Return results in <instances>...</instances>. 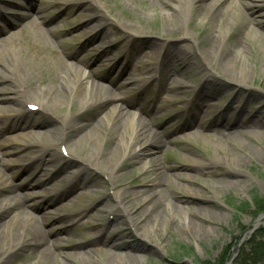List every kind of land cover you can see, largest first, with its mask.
<instances>
[{"label":"rangeland","instance_id":"rangeland-1","mask_svg":"<svg viewBox=\"0 0 264 264\" xmlns=\"http://www.w3.org/2000/svg\"><path fill=\"white\" fill-rule=\"evenodd\" d=\"M29 1L0 0V13L3 14H0V37L8 38L11 32L16 33L20 45L16 47L15 55H19L21 49L30 50L31 44L44 43L45 38L48 50L43 56L61 61L63 65L85 70L91 77L88 79L89 84L96 80L93 70L99 71L101 76H109L113 65L118 62L121 78L117 73L113 74V77L121 80L119 84L133 78L141 86L127 97L126 111L135 114L136 118L145 119L157 130H165L167 137L172 136L173 141L160 150L158 155L160 163L171 169L168 173L172 175L170 179L173 186L168 188V196L172 201L179 198L181 202H175L178 207L176 212L161 206L158 209V225L148 226L152 234L145 236L143 224L134 226L125 216L115 212L120 207L117 196L123 190L138 199L141 194L135 193L139 190L152 189L153 179L143 164L146 161L143 162L142 156L133 155L121 162L117 168L119 178L113 183L105 174L102 164L100 152L102 154L105 148L102 140L92 137L82 144H76V138L72 135L67 146L56 147L61 157L57 161L59 172L54 174L53 163L44 164L40 156L33 161L37 154H44L46 157L49 155V145L55 142V134L52 131L60 126V122L49 121L47 116L38 110H33L30 116L43 122L44 126L34 128L37 133L31 138L15 139L19 144L35 145V149L31 147L32 149L25 151L26 157L21 156L22 158L15 155L5 156L6 159L14 161L9 172L14 174L13 182L17 185L15 190L1 193L0 199L6 203L19 198L25 203L26 198L24 199L23 195L47 192L55 201L51 206L44 207L45 199L36 196L28 200L32 211L29 208L26 212L22 211L19 218L29 219L33 216L41 221L45 219L47 229L53 230H58L61 224H70L68 230L57 234L63 237L64 244L74 242L86 246L92 240L100 241L90 245L95 250L93 253H89L88 248H83L77 258L69 260L68 264H264V127L254 129L251 122L247 123L240 130H255L251 133L253 139L242 138L236 143L228 142L226 147L229 153H226L219 141L204 136L207 133L212 134L214 128H222L225 116L237 117L241 108L247 114L244 119L249 120V116L257 114L264 120L262 4L255 0H229V3L239 1L243 12L251 18L252 24L244 25L236 20L234 15L237 8H232L233 5L230 4L228 11L222 9L208 19L204 14L206 10L198 7L194 12L187 11L185 15L178 13V20L173 22L164 19L163 10H171L175 0H95L93 10L85 8L80 0H41L46 9L44 12L31 10ZM98 5L102 7V17L96 22L95 12L99 9ZM28 15L29 20L20 22L17 19ZM44 16L52 21L45 22ZM102 22L114 25L105 36H98ZM211 28L218 31L222 28V33H230L234 39L244 37V43L248 47L243 53L248 64L245 69L236 62L222 65L226 74H216L208 67L200 71L189 65L188 57L182 58L176 66L171 64L172 61L168 60L166 52H172L173 55V52L181 48L189 49L192 53L199 51L214 56L209 42L195 43L187 37L210 34ZM50 30H53L54 34ZM214 33L216 35V32ZM40 35H43L42 39ZM211 38L215 41L214 35ZM110 46L112 47L109 48ZM103 50L106 51L99 57ZM67 53L77 54L67 57ZM33 54L31 50L30 55ZM82 59L90 66L85 65ZM182 68L183 71L186 70L185 74L179 73ZM240 70L246 78L242 84L228 78L227 74H238ZM195 71L198 72L193 75ZM210 76L215 79L213 88L204 87L200 91L212 96L208 101L210 112L204 117L210 128L203 127L207 130L202 133L198 123L192 127L189 124L195 123L199 117L201 99L199 96L195 98L194 95L202 81ZM173 78L180 79L183 85H191L192 88L183 86L175 91L169 90L168 80ZM96 81L109 89L115 88L102 80ZM222 88L223 93H220ZM218 91L220 95L217 94ZM79 96V101L86 99L83 92ZM159 101V106L164 104L163 108L155 114L149 111L148 107L156 106ZM128 103L132 106H128ZM51 108L58 115L62 112L57 104L51 105ZM15 109L17 108L11 111L1 110L0 118L10 121L14 112L19 111ZM63 110L68 112L66 104ZM102 111L103 109L98 107L86 109L80 117V122L97 124L103 116ZM21 131L18 128L1 133L0 143H8V138L12 141V137ZM119 131L127 136L124 128H119ZM224 131L235 132V136H238L233 126ZM70 150L72 154H68ZM214 157L222 163L231 162L232 165L221 163L206 166L200 174L191 166L193 160L207 163ZM82 163L88 168H80ZM26 167H29L27 171ZM234 171L241 175L239 183L226 182V178L229 179L227 181H232L230 177ZM182 175H195L197 181H187ZM50 176L51 179L47 181ZM31 181L36 183L32 188H18L19 184L24 185ZM180 184L196 193L188 195L186 189L177 190L176 186ZM190 207L196 213H192ZM132 211L134 216L135 209ZM211 215L216 216V219H211ZM161 222H164V228L161 227ZM106 223L110 225L104 232L103 225ZM120 234L123 235L118 236ZM111 236V240L118 236L125 238L129 243L139 242L142 247V251L136 253L139 260L114 261L112 255L126 257L127 252L111 250L112 241L109 240V244L104 242L106 237ZM182 246L189 248L190 253L177 260L172 255L177 254ZM30 263H33L30 258L13 261V264Z\"/></svg>","mask_w":264,"mask_h":264},{"label":"bare ground","instance_id":"bare-ground-1","mask_svg":"<svg viewBox=\"0 0 264 264\" xmlns=\"http://www.w3.org/2000/svg\"><path fill=\"white\" fill-rule=\"evenodd\" d=\"M80 1L88 10H93V5L96 4L95 0ZM239 1L238 3L236 1L229 3V0H175V3H172L173 6L171 10H163V16L164 19L175 22L178 20V13L185 15L187 11L194 12L196 8L200 7L201 10L202 8L206 10L207 13L205 12L204 14L205 18L208 19L222 9L228 11V4H230V6L233 5L232 8H237L234 17H236L239 23L244 25L252 24L251 18L243 12ZM255 1L261 3V6L264 8V0ZM98 6L99 9L95 12V16H97L96 22L101 20L99 17H102L100 14L102 7L100 5ZM30 8L38 12L46 11L41 0H32ZM1 15L3 16V14ZM17 19L23 22L29 20L30 15L20 16ZM43 19L45 22L48 20L46 16H44ZM50 21L52 20H48L47 22L49 23ZM13 25L15 26L18 24ZM44 25L49 26L51 24ZM100 25L101 28L98 32V36H100V34L105 36V34L109 32L110 27L114 24H110L109 22L103 24L102 22ZM31 26L35 27L34 24H31ZM41 29L44 31L43 27H41ZM9 30L11 32V26ZM50 31L54 34L53 30ZM210 31H212L210 34H197L196 36L187 37L192 39L195 43L209 42L214 51V56L199 51H193L192 53L189 49L181 48L173 52L175 53L173 55L172 52H166L168 60L172 61L169 62L176 66L178 61L188 57V59H190L189 65L193 66V68L202 71L208 67L214 70L216 74H218V72H226L222 68L223 64H234L239 62L240 67H244L245 69L248 64L246 63L243 53L245 50H248V47L244 43V37L241 36L234 39V37L231 36L232 34L222 33V28L219 31L215 30V28H211ZM214 32H216V35ZM217 32L219 34H217ZM213 35L215 36V41L211 38ZM40 36L42 39L43 35ZM44 40L48 43L45 38ZM93 40H95V38H93ZM261 41H264V37H262ZM45 42L37 45L31 44L30 50L24 51L21 49L20 54L15 55V49L20 45L16 33L11 32L8 38L0 37V111L4 109L9 111L14 108L19 109L18 112H14L13 118L12 116L10 117V121L6 120V118H0V134L5 131H14L18 128L22 130L16 136L12 137V141L8 138V143H0V195L3 192L15 190V186L17 185V183L13 182L15 178L14 174L9 172L12 167L11 163L14 161L12 159H6L5 156L15 155L17 157H26L24 154L25 151H29L31 147L35 149V145L19 144L15 139L24 137L31 138V136L37 133L33 130L34 128L44 126L42 124L43 122L35 120L30 116V113L33 112L32 109L28 108V105L36 106L37 110L47 116L49 121L55 122V120H57L60 122V126L54 128L52 131L55 134V142L49 145V157L43 156L44 154H37L33 161L35 162L40 156L39 158H42L44 164L46 162L53 163L55 165L53 168L54 174L59 172L57 161L61 157L56 147L58 145L67 146L70 143V137H72V135L76 138V144H82L92 137L97 138V140H102L105 146L102 154L100 152V155H102V164L105 167V174L113 183L114 181L117 182L119 178L117 168L121 162L133 155L140 154V156H142L144 159L143 162L146 161L143 164L148 169V173L151 174L153 179L152 189L139 190L138 193H135L137 195L141 194L138 199H134L131 194L123 190L117 196L120 207H118L115 212L125 216V219L130 220L134 226L143 224L145 226V236L152 234L151 230L147 227H155L158 225V209L162 206L171 212H176L178 207L175 202H181L179 198H176V201H172L168 196L167 190L173 186V181L170 179L172 175L168 173L171 169L160 163L158 155L160 150L166 148L168 143L173 141V139H171L172 136L167 137L165 130H157L154 128L155 126H150L145 119L141 117L136 118L135 114L126 111L127 107L125 103L127 97L132 94L133 90L139 89L141 86L133 78L130 81L119 84L121 80L113 77V74L117 73L121 78L118 62L113 65L109 76H101L99 71H92L96 80L110 83L114 85L115 88L109 89L96 80H93L92 83L89 84L88 79H91V77L86 74L85 70L70 65H63L61 61L54 60L49 56H43L44 52L48 50V46ZM111 47L112 46L109 48ZM31 50L34 52L33 56L30 55ZM105 51L106 50H103L99 57L104 54ZM76 54L77 53H67L66 56L72 57L76 56ZM81 61L85 65H88L84 59ZM62 65L64 70H62ZM185 71L186 70L183 71L182 68L179 73L181 74V72H183V74H185ZM197 72L198 71L193 72V75ZM227 76L230 80L238 84H242L246 80V78L243 77L242 70H240L238 74L231 72L227 74ZM168 82V89L172 91L178 90L183 86L184 88L188 87V89L192 88L191 85H183L181 80L177 78L168 80ZM214 82L215 79L213 77H207L199 85L198 91L196 95H194L195 98L199 96L198 98L201 99V104L198 109L199 117L197 116L198 118L195 123L189 125L192 127L194 124L198 123L199 127L202 129V133H205L207 130L205 128L203 129V127L210 128V126L206 124L204 117L210 112L208 101L212 96L210 94H202L200 91L204 87L212 89ZM117 91H120V93ZM222 91L223 88L220 93H223ZM82 92L86 94V99L83 98L84 100L79 101L78 98H80L79 95ZM217 94H219V91ZM76 100L80 103L78 104ZM160 102L161 101H159L156 106L152 105L148 107L149 111L154 112V114L159 112L164 105L159 106ZM165 102L166 100H164V103ZM53 104L60 106L62 109L61 114L58 115L53 112L51 108ZM65 104L69 108L68 112L63 110ZM207 105L209 111L206 109ZM128 106L131 107V103H128ZM94 107L103 109V116L101 119L97 121V124H82L80 122L81 115L86 109ZM17 109H15V111H17ZM259 113L262 114L260 111ZM245 115L247 114L244 113L241 108L237 117L231 118V115L225 116L223 118L224 125L222 128H214L212 134L207 133L204 136L219 141L226 153H229L226 147L228 142L236 143L238 139L242 138L253 139L251 133L255 130L249 129L246 130V132L240 130L241 128L243 129L247 123L251 122L254 129L264 127V120L263 118L261 119L259 115H251L252 117L249 116L251 118H249V120L244 119ZM2 119H5V121ZM6 123H8V125H4ZM230 126L236 128L238 136H235V132L227 133L224 131V129H228ZM29 127H32V129H28ZM119 128L125 129L126 137L119 131ZM58 130H60V132H57ZM240 147L242 146L240 145ZM68 154H72V150L68 151ZM108 161L111 163H107ZM191 162V166L198 170V174L204 172V167L206 166L211 167L222 163L215 157L207 163L197 160ZM32 163L29 165L31 166ZM224 163L228 166L232 165L231 162ZM80 166V168L83 169L88 168V166L83 165V163L80 164ZM28 168L29 167H26L25 170L27 171ZM240 176L239 172L234 171L230 177L232 181H227L229 180L228 178L225 180L226 182L237 184L239 183ZM182 177H185L184 179L193 183L197 181L195 175H182ZM50 179L51 176L47 178V181ZM35 185L36 183L31 181L24 185L19 184L18 188L21 190L30 189ZM176 189H186L188 195L196 193V191L193 192L191 189L189 190L188 187L183 184L177 185ZM36 196H41L45 199L44 207L51 206L55 202L48 196L47 192L41 194H36L35 192L29 193V195L25 194L22 196L24 199L26 198L25 203L19 198L10 200L6 203L0 199V264H13V261L19 260L20 258L32 259L33 263L30 264H68L69 260L77 258V255L81 253L80 250L83 248H88L87 250L89 253L95 251L90 245L98 244L100 241H96L97 239L92 240L86 246L74 242H69V244L63 243V237L57 236V234H61L68 230L70 224H61L58 230H53L47 229V222L42 217L41 218L44 219L42 221L40 218L33 216L29 219H20L19 215L22 211L26 212L28 208L31 210L32 205L28 203V200ZM137 205L141 206L136 207ZM134 209L135 215L132 216V210ZM189 209L192 213H196L191 207ZM211 219H216V216L211 215ZM259 220L261 221V218H259ZM259 220H257L256 224H258ZM109 225L110 223L103 225L104 232L109 229ZM161 225V227L164 228V222H161ZM156 233H158V230H156ZM53 235H56V237H53ZM121 235L123 234L118 236ZM118 236L113 240H111V238H113L112 236L106 237V241H104H112V244H110L111 250H125L127 252L126 257L112 255L114 261L121 262L123 259L126 260V262L138 261L139 259L136 257V253L142 251L139 242L129 243L125 241V238Z\"/></svg>","mask_w":264,"mask_h":264},{"label":"trees","instance_id":"trees-1","mask_svg":"<svg viewBox=\"0 0 264 264\" xmlns=\"http://www.w3.org/2000/svg\"><path fill=\"white\" fill-rule=\"evenodd\" d=\"M189 253H190V249L185 246H182L177 252V254H173L172 257H174L177 260H181L184 255H188Z\"/></svg>","mask_w":264,"mask_h":264}]
</instances>
